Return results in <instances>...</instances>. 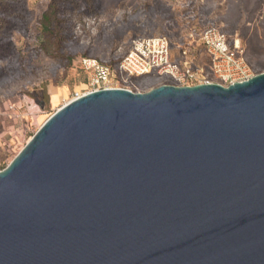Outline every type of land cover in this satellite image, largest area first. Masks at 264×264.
I'll use <instances>...</instances> for the list:
<instances>
[{
	"label": "water",
	"instance_id": "95a60500",
	"mask_svg": "<svg viewBox=\"0 0 264 264\" xmlns=\"http://www.w3.org/2000/svg\"><path fill=\"white\" fill-rule=\"evenodd\" d=\"M0 264H264V72L57 109L0 170Z\"/></svg>",
	"mask_w": 264,
	"mask_h": 264
},
{
	"label": "rangeland",
	"instance_id": "374dc122",
	"mask_svg": "<svg viewBox=\"0 0 264 264\" xmlns=\"http://www.w3.org/2000/svg\"><path fill=\"white\" fill-rule=\"evenodd\" d=\"M49 1L26 0V26L11 29V48L0 52V170L52 113L89 91V73L72 62L79 57L113 64L132 40L165 36L173 59L185 50L195 65L206 66L198 34L213 26L239 41L248 75L264 72V0H86L87 6L64 5L66 25L53 30V40L38 23ZM164 84L174 85L151 74L127 83L114 79L111 86L146 92Z\"/></svg>",
	"mask_w": 264,
	"mask_h": 264
},
{
	"label": "built area",
	"instance_id": "2783aa9c",
	"mask_svg": "<svg viewBox=\"0 0 264 264\" xmlns=\"http://www.w3.org/2000/svg\"><path fill=\"white\" fill-rule=\"evenodd\" d=\"M194 41L193 33L189 34ZM198 41L208 58L206 66H198L181 51L182 59L175 60L172 46L165 36L136 38L131 41L129 50L120 60L117 69L112 70L96 59L85 58L79 63L89 73V92L111 89L112 81L131 82L133 77L156 74L169 80L175 86H194L215 83L227 87L235 82L251 78L244 58V49L238 40L229 38L213 26L206 27L198 34ZM206 72L216 81L209 80ZM132 91L129 87H123ZM84 93V94H86ZM82 94V95H84ZM81 96V95H79ZM77 96V97H79Z\"/></svg>",
	"mask_w": 264,
	"mask_h": 264
},
{
	"label": "trees",
	"instance_id": "16d2710c",
	"mask_svg": "<svg viewBox=\"0 0 264 264\" xmlns=\"http://www.w3.org/2000/svg\"><path fill=\"white\" fill-rule=\"evenodd\" d=\"M80 3H84L87 6L86 0H50L46 10L41 14L38 22L41 27L42 34L49 36L52 40L56 38L53 30L57 28L62 29L66 25L62 20L65 17L64 5L75 4L78 6ZM87 9L88 8L86 7L85 10L87 11ZM27 20L26 0H0V52L7 51L11 48L12 42L8 32L18 26L24 28ZM85 58L88 57H79L72 60V62H80ZM120 60L114 62L113 64L101 60L98 61L112 70H116ZM145 76L149 77L150 75ZM138 78L140 77H133L130 80H137Z\"/></svg>",
	"mask_w": 264,
	"mask_h": 264
},
{
	"label": "bare ground",
	"instance_id": "6f19581e",
	"mask_svg": "<svg viewBox=\"0 0 264 264\" xmlns=\"http://www.w3.org/2000/svg\"><path fill=\"white\" fill-rule=\"evenodd\" d=\"M68 103V102H67Z\"/></svg>",
	"mask_w": 264,
	"mask_h": 264
}]
</instances>
